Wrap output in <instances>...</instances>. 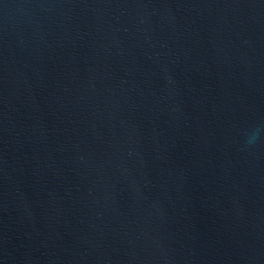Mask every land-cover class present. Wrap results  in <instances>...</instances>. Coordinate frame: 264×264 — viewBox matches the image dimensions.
I'll list each match as a JSON object with an SVG mask.
<instances>
[{
	"label": "water",
	"instance_id": "95a60500",
	"mask_svg": "<svg viewBox=\"0 0 264 264\" xmlns=\"http://www.w3.org/2000/svg\"><path fill=\"white\" fill-rule=\"evenodd\" d=\"M0 264H264V0H0Z\"/></svg>",
	"mask_w": 264,
	"mask_h": 264
}]
</instances>
